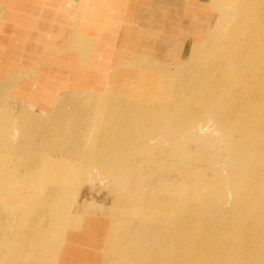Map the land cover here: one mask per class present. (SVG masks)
<instances>
[{
	"label": "rangeland",
	"instance_id": "rangeland-1",
	"mask_svg": "<svg viewBox=\"0 0 264 264\" xmlns=\"http://www.w3.org/2000/svg\"><path fill=\"white\" fill-rule=\"evenodd\" d=\"M246 25L229 0H0V264H264V120L227 102Z\"/></svg>",
	"mask_w": 264,
	"mask_h": 264
},
{
	"label": "bare ground",
	"instance_id": "bare-ground-1",
	"mask_svg": "<svg viewBox=\"0 0 264 264\" xmlns=\"http://www.w3.org/2000/svg\"><path fill=\"white\" fill-rule=\"evenodd\" d=\"M229 1L237 10V15L243 17L251 28H245L242 31L244 32V41L233 53L234 56H238V59L242 60L237 66L238 71H240V79L237 83L239 89H234L233 94L238 92L243 99L237 101L231 98L230 101H227L228 106L229 108L235 107L236 114H243L247 110L245 106L249 104L253 108L252 115L264 120V75L256 70L260 68L259 65L264 68V31L258 32V30H264V0ZM248 8L250 9L247 13H244ZM247 14H250V19H248ZM249 26L246 25V27ZM246 39L248 46L244 43ZM240 104L245 106L240 107ZM249 113L251 114V112ZM261 123H254L252 129L260 128ZM260 171H264V169H260Z\"/></svg>",
	"mask_w": 264,
	"mask_h": 264
},
{
	"label": "crops",
	"instance_id": "crops-1",
	"mask_svg": "<svg viewBox=\"0 0 264 264\" xmlns=\"http://www.w3.org/2000/svg\"><path fill=\"white\" fill-rule=\"evenodd\" d=\"M27 1V0H26ZM29 1H32V0H29ZM27 3V2H26ZM5 7V6H4ZM27 14H29V13H27ZM27 14H24V15H27Z\"/></svg>",
	"mask_w": 264,
	"mask_h": 264
}]
</instances>
